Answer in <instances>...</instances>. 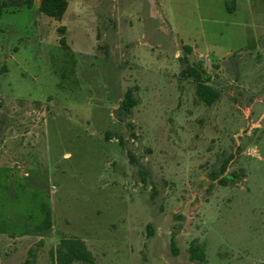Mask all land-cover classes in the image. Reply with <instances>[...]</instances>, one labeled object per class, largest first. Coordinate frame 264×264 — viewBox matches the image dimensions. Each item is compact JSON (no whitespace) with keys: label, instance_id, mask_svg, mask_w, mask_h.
Wrapping results in <instances>:
<instances>
[{"label":"rangeland","instance_id":"rangeland-1","mask_svg":"<svg viewBox=\"0 0 264 264\" xmlns=\"http://www.w3.org/2000/svg\"><path fill=\"white\" fill-rule=\"evenodd\" d=\"M26 1L0 0V264L71 238L95 264H264V0Z\"/></svg>","mask_w":264,"mask_h":264},{"label":"trees","instance_id":"trees-1","mask_svg":"<svg viewBox=\"0 0 264 264\" xmlns=\"http://www.w3.org/2000/svg\"><path fill=\"white\" fill-rule=\"evenodd\" d=\"M39 5L37 11L40 14H43L55 21H61L68 7L67 0H38ZM25 5L31 7V0H27ZM5 3L0 4V15L2 9L4 8ZM63 31V29H60ZM184 51L187 54L192 52V49L188 46H184ZM186 60V57H185ZM183 77L193 79L196 86V96L201 100L206 106H211L216 100L219 99V92L213 89L208 85L210 81L209 74L204 70L202 63H195L189 65L181 73ZM135 105V101L132 97V93L128 90L124 96V99L121 104V108L125 111H129ZM130 161L133 160L132 156L129 154ZM225 172V165L220 169L219 176ZM218 174L213 175V178L216 179ZM234 176V175H233ZM227 177H224L219 180L220 184H225ZM49 217L44 222V228L49 227ZM191 259L199 260L202 255L198 253V248H191ZM75 262H82L85 264H95L94 259L91 253L88 251L87 247L83 241L75 238L71 239H62L59 242V245L56 249V264H74Z\"/></svg>","mask_w":264,"mask_h":264},{"label":"crops","instance_id":"crops-1","mask_svg":"<svg viewBox=\"0 0 264 264\" xmlns=\"http://www.w3.org/2000/svg\"><path fill=\"white\" fill-rule=\"evenodd\" d=\"M260 1V0H258ZM223 5H224V8L226 10V12L230 15H236L238 14V12L240 10H243V12L246 14V15H249L251 18L253 17V14H254V8H253V4L251 3V0H223ZM256 12H258L260 15H264V9L261 8V7H258L256 8ZM232 25H234L232 23ZM240 25V24H239ZM237 25V26H239ZM236 36L237 38L241 39V38H245L247 39V36L242 33V30L240 31H236ZM258 38H256V40H260V39H264V34L257 36ZM216 38V37H215ZM192 52L194 54H197V56L199 57V59H201V61L207 63L209 60L207 54L203 55V54H198L194 49H192ZM215 53V52H214ZM223 55H229V54H223ZM259 56V55H258ZM228 57V56H227ZM221 60L222 61H219V62H223L225 60V58L223 56H221ZM249 89L252 87V86H248ZM257 102V100H254V103Z\"/></svg>","mask_w":264,"mask_h":264}]
</instances>
